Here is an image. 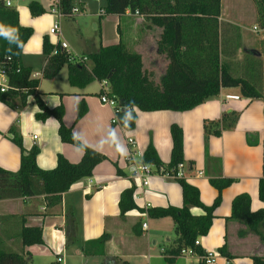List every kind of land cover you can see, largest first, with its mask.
I'll use <instances>...</instances> for the list:
<instances>
[{
  "label": "crops",
  "instance_id": "obj_1",
  "mask_svg": "<svg viewBox=\"0 0 264 264\" xmlns=\"http://www.w3.org/2000/svg\"><path fill=\"white\" fill-rule=\"evenodd\" d=\"M31 1L39 2L45 13L33 17L29 9ZM57 1L16 0L13 3V8L19 12L20 23L34 29L22 55V64L30 67L33 74L43 75L46 64L43 53L44 38L48 37L53 44L59 41L58 37L49 34L54 22L51 10ZM242 1H249L252 5L250 0ZM224 2L222 0L220 21L242 27L248 34H257L254 39L249 38L250 34L243 36V44L262 59L263 98L249 100L240 95L238 88L222 89L219 95L208 98L188 111H137L136 127L126 130L121 123L112 124L115 111L108 105H102L100 82L94 81L98 84L97 91L91 89L92 84L81 89L71 86L68 80L69 89L42 92V82L55 81L58 76L54 79L43 78V81L39 77L38 94L46 105L51 108L63 105L65 125L72 127L75 136L83 144L96 149L106 159L96 166L91 177L75 183L64 193L61 202L55 206H47L45 196L0 201V215H25L27 226L42 227L44 243L25 248L34 259L51 264L61 257L59 264H71L72 260L95 257L101 264H119L125 257L123 253L130 250L129 253L139 263L142 259H147L148 264H168L163 252L175 245L172 218H149L139 209L131 210L122 217L119 201L121 194L134 185V200L140 209L183 205L182 189L177 181L154 175L149 185L143 186L130 177L127 160L132 150L138 152L137 159H140L152 144L159 159L163 163H169L173 146V124H178L183 131L186 179L199 189L205 205H212L218 196L210 178L225 177L234 180L231 186L222 191V201L215 210L210 231L200 238L201 249L204 252L213 250L218 254L219 258L213 264H253V255L264 256V241L252 233L240 237L238 231L244 225L230 219L233 199L242 193L251 197L253 211L264 210V202L258 195L259 181L264 177V29L257 26L255 9H252L250 16L253 23L248 24L240 19L241 11H228ZM106 5V0H73L75 14L72 18H65V22L72 23L69 29L79 39L82 54L123 42L129 49L142 55L143 67L146 65V55L151 61L149 75L156 77L158 82L167 66V60L158 47L162 29L154 25L149 27L150 23L142 16L129 10L120 16L103 14ZM83 23H90L96 30L99 28L102 40L98 44L93 35L84 34ZM254 27L258 30L255 31ZM68 52L71 54L69 50ZM161 67L163 68L159 73ZM154 70L159 74L156 75ZM50 85L53 87L51 83ZM46 86L50 88L49 85ZM92 96L95 99H91ZM13 102L14 106H11L0 101L1 168L17 171L20 167L21 152L11 139L12 130L18 131L22 136L26 149H39L37 164L42 169H53L60 154L72 163L81 160L83 152L79 147L61 141L58 134L59 123L55 118L37 120L39 108L33 96L28 98L25 106H20L17 100ZM82 103L87 111L76 121ZM237 114V121L229 126L231 118ZM224 120L227 121V127L220 135L212 134L206 141L204 123L214 121L220 125ZM215 125L211 126L212 133L217 128ZM128 138L135 140L134 148L128 144ZM70 210L76 220L75 230L74 226L69 227L67 224L66 213ZM195 212L200 211L196 209ZM143 223H147V228H143ZM70 234L76 239L74 243H68ZM104 234L111 236L106 244L105 255H84V243L99 239ZM224 245H227L234 256L230 260L219 253ZM201 260L198 254L179 255L173 264H200ZM123 264L130 262L124 260Z\"/></svg>",
  "mask_w": 264,
  "mask_h": 264
},
{
  "label": "trees",
  "instance_id": "obj_2",
  "mask_svg": "<svg viewBox=\"0 0 264 264\" xmlns=\"http://www.w3.org/2000/svg\"><path fill=\"white\" fill-rule=\"evenodd\" d=\"M104 14L124 15L129 10L138 12L149 27L162 29L158 41L161 54L167 60V66L158 82L143 67L141 54L131 51L126 44L102 46L96 51L82 54L91 62L78 61L71 54L53 44L48 37L43 40V53L46 64L43 78L54 79L66 66L71 86L85 88L94 81L108 84V95L118 102L121 109L119 120L126 130H133L138 119L137 111H175L184 112L195 108L208 98L217 96L222 89L238 88L240 95L249 100L263 98L262 59L246 49L243 36L238 26L220 21L222 0H106ZM64 18L74 16L73 0H59ZM257 12V26L264 29V0H253ZM33 17L45 13L37 1L29 3ZM34 29L20 23L19 12L7 7L0 0V59L10 57L8 63L9 90L0 91V101L14 106V100L25 106L28 98L33 96L39 111L36 118L46 121L55 118L59 123L58 134L62 142L79 147L83 154L77 163L70 162L63 155H58L53 169H42L37 164L39 149L30 150L24 146L23 138L12 130V141L21 152L20 167L17 171H8L0 167V201L20 197L45 196L47 206H55L62 200V195L77 182L93 175L98 164L106 156L96 149L83 144L74 134L72 127L64 123L65 107H49L38 94L40 79L31 77L32 69L22 64L25 44L33 36ZM57 48V54H51ZM240 54L243 56L240 57ZM124 109V110H122ZM84 103L79 106L76 121L86 114ZM238 114L231 118L229 126L237 121ZM217 124V125H215ZM217 128L211 132V126ZM227 127L214 121L204 123L206 141L209 137L220 135ZM172 151L169 163H163L152 144L145 150L141 162L154 164L159 169L175 176L182 189L183 205L181 207H150L140 209L134 200L136 187L125 190L120 197L121 216L134 209L147 212L149 218L170 217L174 223L175 245L163 254L168 264L182 255V250L190 248L199 256L205 252L196 245V241L206 236L215 218V210L222 201V191L231 186V178H210V183L218 191L214 203L205 205L201 200L199 189L184 177H176L179 165L185 163L183 131L178 124L171 126ZM259 199L264 202V177L258 186ZM251 197L242 193L232 202L230 219L244 225L238 231L240 237L252 233L264 241V210L251 209ZM199 210L196 213L195 210ZM67 224L76 229V220L72 211H67ZM138 224L135 225L137 232ZM73 233V232H72ZM139 233V231H138ZM68 243L75 238L68 235ZM109 234L96 240L87 241L82 247L86 256L105 255ZM43 229L39 226H27L25 215H0V264H30L32 256L25 248L42 245ZM221 256L227 260L234 256L227 245L219 249ZM59 258V257H58ZM253 264H264V256L253 255ZM51 264H59V261ZM200 264H205L201 260Z\"/></svg>",
  "mask_w": 264,
  "mask_h": 264
},
{
  "label": "built area",
  "instance_id": "obj_3",
  "mask_svg": "<svg viewBox=\"0 0 264 264\" xmlns=\"http://www.w3.org/2000/svg\"><path fill=\"white\" fill-rule=\"evenodd\" d=\"M15 1L16 0H6L5 4L7 7H13V3ZM51 13L54 16V22L49 32L50 34L55 35L59 38L58 44L61 47V49L68 51L69 45L62 38L63 33H62L61 19L64 18V16L61 13L59 0L56 2V5L54 6V8L51 10ZM74 14H75V10H74ZM136 14L139 15L138 12H136ZM254 30L256 31L258 30V28L254 27ZM57 52H58V49L54 48L51 54H57ZM10 61H11L10 57L0 59V91L2 93L10 89L9 88V75H8V63ZM79 61L86 64L88 59L86 57H83V58H80ZM31 77L34 79H38L40 77V74L32 73ZM101 85H102V90L100 94V101L102 105H108L114 109L115 117L112 119V124H120L121 122L119 120L118 113L120 112L121 109L118 106V102L108 95V84L106 82H102ZM128 144L132 148H134L135 140L133 138H128ZM137 155H138V152H135L133 150L131 151L130 155L127 157L128 164H129L128 168H129L130 177L133 180L139 182L141 185L148 186L150 183V179L154 175L164 176V177H168L172 179L175 178L173 174L169 172H165L163 169H159L154 164H147V163L141 162L140 159L142 157L140 159H137ZM184 176H185L184 165L181 164L179 165V170H178L176 177H184ZM145 214L146 216H148L147 212H145ZM143 228H147V223H143ZM195 244L197 246L198 245L200 246V239L197 240ZM181 254L182 255H195L196 253L194 250L187 248V249H183ZM201 258L205 262V264H213L217 262L219 256L215 251L211 250V251L205 252V254ZM58 261L61 262L62 258L59 257Z\"/></svg>",
  "mask_w": 264,
  "mask_h": 264
},
{
  "label": "rangeland",
  "instance_id": "obj_4",
  "mask_svg": "<svg viewBox=\"0 0 264 264\" xmlns=\"http://www.w3.org/2000/svg\"><path fill=\"white\" fill-rule=\"evenodd\" d=\"M252 2V5L249 4V1H242V0H225L224 2V6L226 7V9H230V10H234V12L241 11V15H240V19H243L244 23H248L251 24L253 23L252 20L250 19L251 16V12L252 9H255V5L253 0H250ZM16 4V3H15ZM229 11V10H228ZM257 13V12H256ZM99 22V21H97ZM134 23V22H133ZM100 24V23H98ZM61 26H62V31L64 33L63 35V40H65L68 44H69V48L68 50L71 52V56L76 58L78 61L80 60V58H82V52H81V46L79 43V39L72 33V31H70V27L72 26V23H67L65 22V18L61 19ZM242 33V36L245 35H249L246 29H243L242 27H239ZM50 30V29H49ZM111 29H109L110 31ZM83 32L85 35H93L96 38V42L97 44L102 40V36L100 37V32H99V28L98 30L93 28V25H91L90 23H83ZM247 32V33H246ZM259 32V31H258ZM111 33H113V31L111 30ZM50 34V32H49ZM53 37H57L55 35L50 34ZM255 37H257V34L253 33L249 35L250 39H254ZM131 49V48H130ZM131 51H134L131 49ZM142 56V55H141ZM145 58V70L147 71L148 74H150L149 70H150V60H148L146 58V55H144ZM143 60V59H142ZM87 66L91 68V62L88 60L86 62ZM148 67V68H147ZM165 67V66H163ZM161 67L159 69V73L162 70ZM67 70L68 68L65 66L59 73L57 80L55 81H43V76L40 75V79L42 82V92H49L50 90H65V89H69L70 85L68 83V77H67ZM155 74L158 75L159 73L157 72V70H154ZM151 80H154L156 82V77H151ZM50 83L53 85V87H51ZM91 89L92 90H96L98 89V84L96 82L91 83ZM46 85H49L50 88H48ZM101 87V86H100ZM44 90H48V91H44ZM52 95V94H49ZM95 96V95H93ZM92 96V97H93ZM91 99H95L94 97ZM81 119V118H80ZM79 119V120H80ZM150 220L147 221V223H149ZM155 239H157L160 243L161 240L156 237ZM130 250H126L123 254H125V257L123 259L122 262H119V264H123L124 260H127L130 262V264H148L147 263V259H142L141 263H139L140 261L133 256V254L129 253ZM33 262L31 264H44L41 260L39 259H34V257H32ZM71 264H101L99 261H96V258L94 257H90V258H85L82 260H72Z\"/></svg>",
  "mask_w": 264,
  "mask_h": 264
},
{
  "label": "water",
  "instance_id": "obj_5",
  "mask_svg": "<svg viewBox=\"0 0 264 264\" xmlns=\"http://www.w3.org/2000/svg\"><path fill=\"white\" fill-rule=\"evenodd\" d=\"M122 110H124V109H122Z\"/></svg>",
  "mask_w": 264,
  "mask_h": 264
}]
</instances>
